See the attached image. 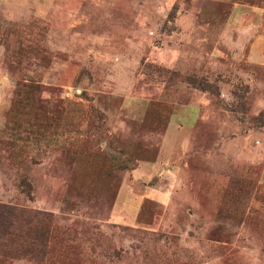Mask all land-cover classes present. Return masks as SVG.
Instances as JSON below:
<instances>
[{"label":"rangeland","instance_id":"374dc122","mask_svg":"<svg viewBox=\"0 0 264 264\" xmlns=\"http://www.w3.org/2000/svg\"><path fill=\"white\" fill-rule=\"evenodd\" d=\"M0 264H264V0H0Z\"/></svg>","mask_w":264,"mask_h":264},{"label":"trees","instance_id":"16d2710c","mask_svg":"<svg viewBox=\"0 0 264 264\" xmlns=\"http://www.w3.org/2000/svg\"><path fill=\"white\" fill-rule=\"evenodd\" d=\"M2 213L5 214L7 221H10L12 218H15L18 215L17 210L10 206H4L2 208ZM10 227H11V223L7 222L6 229L10 230Z\"/></svg>","mask_w":264,"mask_h":264},{"label":"crops","instance_id":"0c3cea01","mask_svg":"<svg viewBox=\"0 0 264 264\" xmlns=\"http://www.w3.org/2000/svg\"><path fill=\"white\" fill-rule=\"evenodd\" d=\"M246 12H248V11L243 9V10H241L240 13H241V14H242V13H245V14H246Z\"/></svg>","mask_w":264,"mask_h":264}]
</instances>
